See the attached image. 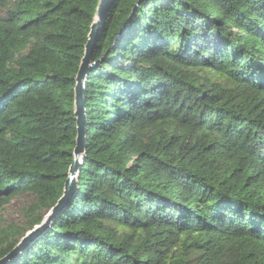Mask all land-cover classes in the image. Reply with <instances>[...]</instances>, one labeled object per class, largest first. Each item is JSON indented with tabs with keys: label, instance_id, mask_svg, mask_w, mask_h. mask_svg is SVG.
<instances>
[{
	"label": "trees",
	"instance_id": "trees-1",
	"mask_svg": "<svg viewBox=\"0 0 264 264\" xmlns=\"http://www.w3.org/2000/svg\"><path fill=\"white\" fill-rule=\"evenodd\" d=\"M99 0H0V259L63 194ZM77 189L9 264H264V0H106ZM27 198L26 227L6 224Z\"/></svg>",
	"mask_w": 264,
	"mask_h": 264
},
{
	"label": "water",
	"instance_id": "water-1",
	"mask_svg": "<svg viewBox=\"0 0 264 264\" xmlns=\"http://www.w3.org/2000/svg\"><path fill=\"white\" fill-rule=\"evenodd\" d=\"M106 0H99L96 17L91 25L88 41L84 48V56L80 62L79 70L75 78L74 88V116L76 119L77 136L75 139V148L72 153V161L67 172V178L63 187V194L57 201L56 205L47 213L46 223L41 222L40 225L34 227L28 234H25L16 247L4 258L0 259V264H9L14 261L25 247L37 240L48 228L50 222L54 220L60 212L69 203L77 189V178L80 173L82 162L85 154V126H84V107L83 92L86 78L91 70L90 65L92 53L98 41V33L101 27V15Z\"/></svg>",
	"mask_w": 264,
	"mask_h": 264
},
{
	"label": "rangeland",
	"instance_id": "rangeland-1",
	"mask_svg": "<svg viewBox=\"0 0 264 264\" xmlns=\"http://www.w3.org/2000/svg\"><path fill=\"white\" fill-rule=\"evenodd\" d=\"M27 204V198H18L13 200L11 204L4 210L3 221L6 224H13L26 227V220L23 217V209L26 207ZM47 219L48 218L46 214L43 223H46ZM31 230H28L26 234H28Z\"/></svg>",
	"mask_w": 264,
	"mask_h": 264
}]
</instances>
